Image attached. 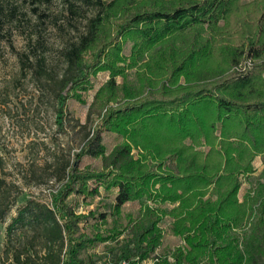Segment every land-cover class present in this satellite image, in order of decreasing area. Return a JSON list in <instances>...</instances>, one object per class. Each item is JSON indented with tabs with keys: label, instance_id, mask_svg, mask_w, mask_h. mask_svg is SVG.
I'll list each match as a JSON object with an SVG mask.
<instances>
[{
	"label": "trees",
	"instance_id": "obj_1",
	"mask_svg": "<svg viewBox=\"0 0 264 264\" xmlns=\"http://www.w3.org/2000/svg\"><path fill=\"white\" fill-rule=\"evenodd\" d=\"M66 1L93 15L64 48L62 75L50 76L44 61L36 70L53 82L55 98L63 103L72 92L88 91L92 66L86 58L94 50L98 70L118 76L122 44L129 43L132 62L145 54L153 59L149 70L156 69L158 83L149 93L160 99L141 96L123 109L109 111L99 128L89 114L76 165L66 163L60 169L67 182L55 208L28 201L18 211L7 229L6 259L1 264H111L110 259L113 264H141L161 246L159 224L165 218L171 233L185 242L173 253L172 264H264V198L242 203L238 199L240 177L252 174L254 159L264 155V0ZM70 13L79 16L74 7ZM222 35L229 39L221 44ZM176 41L182 42L180 48ZM163 53L168 55L165 64L159 61L162 58L155 62ZM247 57L258 63L248 72L236 73L234 68ZM126 97L133 100L136 95ZM150 129L165 133L166 145L146 135ZM108 132L126 139L109 154L103 143ZM133 146L142 148L141 159L134 158ZM86 157L101 158L105 171L80 172L78 164ZM149 160L158 164L156 169ZM93 179L111 181L117 190L116 212L139 203L142 217L130 219L120 233L103 235L99 227L106 214H77L67 203L72 195L96 196L98 191L88 185ZM3 182L0 222L15 204L6 203ZM253 202H259L263 216L254 234H244L241 242L237 231H244L255 217ZM25 226L34 233L32 243L15 245L14 238ZM124 231L129 235L121 247H108L115 259L88 254ZM156 259V264H169L166 256Z\"/></svg>",
	"mask_w": 264,
	"mask_h": 264
},
{
	"label": "rangeland",
	"instance_id": "obj_2",
	"mask_svg": "<svg viewBox=\"0 0 264 264\" xmlns=\"http://www.w3.org/2000/svg\"><path fill=\"white\" fill-rule=\"evenodd\" d=\"M71 7H74L79 16L71 15ZM0 15L2 21L0 25V182L4 181L6 203H15L11 213L0 222L1 264L6 259L7 229L17 217L18 211L28 201L45 203L52 209L55 208L54 201L67 182L66 179H62L60 169L66 163L76 165L77 155L82 151L85 142L86 131L82 127L88 123L89 114L91 113L94 127L99 128L109 111L123 109L129 103H135L141 96L154 100V98L160 99V95L149 93L152 86L155 87L158 83L156 69L149 70V62L154 63L153 59L149 54H145L143 57L135 56L132 62L133 44L123 43V50L120 53L123 61L117 63L122 71L118 76L112 77L109 71L98 70V63L93 54L96 50H94L86 58L87 64L92 66L89 71L88 91L72 92L62 103L55 98L53 82L50 78L46 75L39 77L36 70L40 62L44 61L50 76L54 75L55 78L63 74L65 62L62 52L70 41L75 40L78 34L83 32L85 22L93 15L92 11L66 0H0ZM203 37L207 39L209 34L205 33ZM225 39H229L227 35L218 37L220 43ZM181 45V41H176L175 47L180 48ZM167 56L163 53V57L154 58L155 62L162 58L159 61L165 64ZM214 60L221 62L217 57ZM102 61L105 63L107 58ZM257 63L255 59L247 57L234 68V71L248 72ZM165 86L170 87L167 79ZM129 95H136L137 98L128 99L126 96ZM146 135L166 145V134L161 133L160 129L155 132H151L150 129ZM125 141L126 139L120 135L109 132L103 138L107 154ZM197 150L206 152L208 149L199 147ZM132 154L135 159H141L144 152L140 146L137 148L133 146ZM148 163L152 168H157L156 162L149 160ZM78 167L83 173L97 174L105 171L101 158H83ZM88 185L98 191L96 196L84 198L72 195L67 203L77 214L90 212L97 215L106 214L108 216L106 222H101L99 227L103 235L108 236L111 232L113 235L120 233L130 219L142 217L139 203L127 205L119 212L115 211L117 190L113 188L111 181L107 180L103 183L93 179ZM262 186H264V155L254 159L252 174L240 177L238 193L240 203L250 202L257 196H259L258 201L263 199ZM252 205L255 207L253 213L255 217L248 221L244 231H237L241 242L244 234L248 236L254 234L257 222L263 216L259 211V202H253ZM95 224V220H90L91 226ZM159 226L162 229L161 246L150 259L141 264H156V258L164 256L168 258L169 264H172L173 253L185 246L181 238L171 233L169 218L161 220ZM90 228L84 227V229ZM257 233L259 236L263 234V232ZM127 235L129 232L124 231L114 242L101 243L89 250L88 254L103 258L111 256L115 259L113 254H108V247L116 249L118 246L121 247ZM33 236L30 227L25 226L18 232L17 238H14V243L19 245V242H22L30 245ZM34 244L39 249L38 240ZM103 263L104 261L101 262ZM110 263L113 264L111 259Z\"/></svg>",
	"mask_w": 264,
	"mask_h": 264
},
{
	"label": "built area",
	"instance_id": "obj_3",
	"mask_svg": "<svg viewBox=\"0 0 264 264\" xmlns=\"http://www.w3.org/2000/svg\"><path fill=\"white\" fill-rule=\"evenodd\" d=\"M122 264H127L126 262H123Z\"/></svg>",
	"mask_w": 264,
	"mask_h": 264
}]
</instances>
